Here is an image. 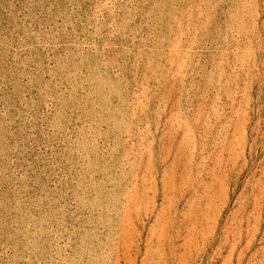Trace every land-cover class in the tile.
I'll use <instances>...</instances> for the list:
<instances>
[{
  "label": "rangeland",
  "instance_id": "rangeland-1",
  "mask_svg": "<svg viewBox=\"0 0 264 264\" xmlns=\"http://www.w3.org/2000/svg\"><path fill=\"white\" fill-rule=\"evenodd\" d=\"M0 264H264V0H0Z\"/></svg>",
  "mask_w": 264,
  "mask_h": 264
}]
</instances>
